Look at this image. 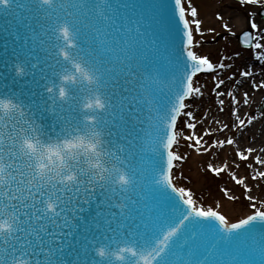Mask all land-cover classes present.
Masks as SVG:
<instances>
[{"label": "snow or ice", "instance_id": "1", "mask_svg": "<svg viewBox=\"0 0 264 264\" xmlns=\"http://www.w3.org/2000/svg\"><path fill=\"white\" fill-rule=\"evenodd\" d=\"M204 6L0 0V264H264V0L217 7L216 57ZM181 141L244 212L174 182Z\"/></svg>", "mask_w": 264, "mask_h": 264}, {"label": "rangeland", "instance_id": "2", "mask_svg": "<svg viewBox=\"0 0 264 264\" xmlns=\"http://www.w3.org/2000/svg\"><path fill=\"white\" fill-rule=\"evenodd\" d=\"M237 3H238V0H237ZM244 27H246V25L241 28H244ZM241 28H239L238 31ZM233 41L236 43L237 47L240 49L239 42L235 38H233ZM203 46L207 48V50L205 51L204 48L202 47V50L205 53L215 54L217 52L216 50H214L212 43H208L206 42V40H204ZM206 79H207L206 84L208 87V91L206 92L205 99L208 101L209 105H212L214 104L215 94L212 93L210 90L211 88L214 87V81L212 80L211 77H207ZM260 100H264V97H260ZM259 102L260 101L258 100L257 104L254 107L258 108ZM208 126L209 125H206V127ZM258 126L261 127L262 125L258 124ZM261 133H263V130H261ZM178 150L182 154H185V153L187 154V159L181 162H177V165H176V170L174 173V182H176L178 186H184V187L191 188L195 195L202 198V201L206 200V201L211 202L215 200L218 204L222 206L220 210H222L225 214H227L230 219L245 211L246 200L241 195L243 190L239 185H235V183L231 180V178L226 174H221V176H216L215 174L210 173V171L206 172L205 171L206 160L204 161V163L203 161H200L198 163L199 172L202 178L195 180L194 172H190L187 170V167H188L187 162H188V158L192 156L193 154H197L198 158L201 155L196 153L194 150L188 149L184 141H181V146L179 147ZM242 169H243V166H242ZM222 186H227V187L232 188L234 194L240 197V199L236 201L228 200L224 196L223 192L221 191ZM261 188L264 189V184L261 185Z\"/></svg>", "mask_w": 264, "mask_h": 264}, {"label": "bare ground", "instance_id": "3", "mask_svg": "<svg viewBox=\"0 0 264 264\" xmlns=\"http://www.w3.org/2000/svg\"><path fill=\"white\" fill-rule=\"evenodd\" d=\"M198 2L205 5L203 8V14L206 18V23L209 26H215L217 28V32L220 33V35H217L215 39H212V36H213L212 33H206V36H205L206 42L212 43L214 50L217 51L215 54L211 53V56L216 57L219 55H231L233 50H239V48L237 47L236 43L233 41V38L231 36H228L229 37L228 39L224 38V36L226 35V30H223L221 28L220 22L217 21L214 17V12L217 10V7L219 5H222V4H233L234 5V4H237V0H198ZM231 23H233L237 31L239 28L246 25V23L242 19L233 20L231 21ZM203 48L205 51L207 50L206 47L203 46ZM244 56H245V59H250L247 52L244 53ZM234 59L237 60V65H240L241 63H243V61L239 60V58H234ZM206 80L207 79L202 80L201 83H206ZM200 104H201V101H197L196 108H199ZM203 104L205 106H211L213 110L215 109L214 108L215 105L214 104L209 105L208 101L205 98L203 99ZM206 125H209V123L206 122L204 127H206ZM261 130H263V133H261ZM252 136L255 137L254 140H251L252 144L264 143V125H262L261 127L257 125L254 129H252L250 133H246L245 140L248 141ZM206 159H210L206 156V154L204 156L201 155L199 158L197 154H193L192 156L188 158L187 170L190 172H194L195 180L202 178L199 172L198 163L200 161H203L204 163ZM213 162L218 163L217 161H213Z\"/></svg>", "mask_w": 264, "mask_h": 264}, {"label": "water", "instance_id": "4", "mask_svg": "<svg viewBox=\"0 0 264 264\" xmlns=\"http://www.w3.org/2000/svg\"><path fill=\"white\" fill-rule=\"evenodd\" d=\"M175 170H176V168L174 169V173H175Z\"/></svg>", "mask_w": 264, "mask_h": 264}]
</instances>
